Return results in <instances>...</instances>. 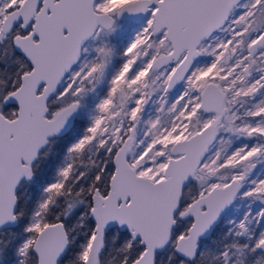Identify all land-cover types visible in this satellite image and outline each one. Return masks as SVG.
<instances>
[{"label":"snow or ice","instance_id":"obj_1","mask_svg":"<svg viewBox=\"0 0 264 264\" xmlns=\"http://www.w3.org/2000/svg\"><path fill=\"white\" fill-rule=\"evenodd\" d=\"M0 264H264V0H0Z\"/></svg>","mask_w":264,"mask_h":264}]
</instances>
